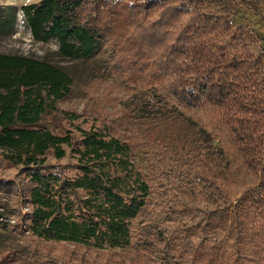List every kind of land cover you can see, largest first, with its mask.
Wrapping results in <instances>:
<instances>
[{
    "label": "trees",
    "instance_id": "obj_1",
    "mask_svg": "<svg viewBox=\"0 0 264 264\" xmlns=\"http://www.w3.org/2000/svg\"><path fill=\"white\" fill-rule=\"evenodd\" d=\"M247 4L143 0L123 14L125 26L139 29L138 118L178 158L153 153L148 176L113 127L78 126V137L41 127L71 93L72 76L47 61L0 53V149L25 175V184L10 189L28 204V232L126 249L135 222L151 214L156 187L176 183L184 199L174 214L190 217L163 234L185 264H239L264 252V44L253 28L233 23ZM109 8L105 0L0 5V36L13 32L21 11L36 41L56 39L61 55L88 60L103 50L106 32L124 27L103 15ZM63 114L71 123L81 118ZM51 158L74 159V173Z\"/></svg>",
    "mask_w": 264,
    "mask_h": 264
},
{
    "label": "rangeland",
    "instance_id": "obj_2",
    "mask_svg": "<svg viewBox=\"0 0 264 264\" xmlns=\"http://www.w3.org/2000/svg\"><path fill=\"white\" fill-rule=\"evenodd\" d=\"M38 1L0 0V5L20 8ZM142 1L105 0L112 8L103 15H113L112 19H116L119 26L121 23L124 25L127 17L123 14ZM246 1L247 6L242 8L233 23L253 28L264 44V6L254 0ZM118 6L123 10L115 12L114 8ZM120 28H112L114 34L106 32L103 50L95 57L74 59L60 54L56 39L36 41L20 11L13 32L0 36V53L47 61L72 76L71 93L58 102L57 111L43 116L41 127L57 134L71 130L76 137L79 136L75 130L78 126L85 129L93 125L113 127L116 135L131 142L136 161L140 163L144 175L148 176L153 153L158 154L159 159L165 158V161L171 159L177 162L178 158L163 143L153 142L148 122L138 118L136 103L139 94L135 93L140 88L133 80H138L144 74L143 61L140 60L142 52L136 48L139 45V29L127 25ZM64 112L80 115L81 118L71 123ZM50 163L74 173L75 161L72 158L60 161L51 158ZM15 183L25 184V175L20 167L4 159L0 149V264H185L179 255V247L173 244L167 246L166 235L163 234L167 227L172 231L178 227L176 219L180 221L190 217L179 212L174 214V210L181 209L179 199H184L176 183L164 188L156 187L160 195L151 203V214L135 222L132 246L126 249H100L84 244L46 241L33 236L27 231L25 223L28 204L22 198L20 189L17 190L15 186L14 190L10 189ZM196 197L202 199L203 195ZM239 264H264V252L251 259H241Z\"/></svg>",
    "mask_w": 264,
    "mask_h": 264
}]
</instances>
